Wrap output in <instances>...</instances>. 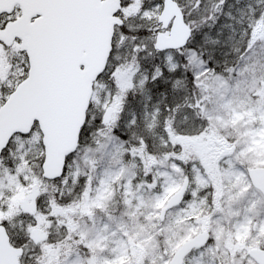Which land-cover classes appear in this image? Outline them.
<instances>
[{
    "label": "snow or ice",
    "instance_id": "1",
    "mask_svg": "<svg viewBox=\"0 0 264 264\" xmlns=\"http://www.w3.org/2000/svg\"><path fill=\"white\" fill-rule=\"evenodd\" d=\"M0 264H264V0H0Z\"/></svg>",
    "mask_w": 264,
    "mask_h": 264
}]
</instances>
